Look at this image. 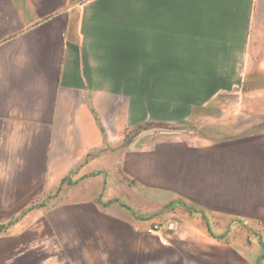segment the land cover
Masks as SVG:
<instances>
[{
  "label": "crops",
  "instance_id": "0c3cea01",
  "mask_svg": "<svg viewBox=\"0 0 264 264\" xmlns=\"http://www.w3.org/2000/svg\"><path fill=\"white\" fill-rule=\"evenodd\" d=\"M241 58L264 82V0H0V264H264V131L175 104L177 62L201 100ZM49 205L103 260L48 261Z\"/></svg>",
  "mask_w": 264,
  "mask_h": 264
},
{
  "label": "rangeland",
  "instance_id": "374dc122",
  "mask_svg": "<svg viewBox=\"0 0 264 264\" xmlns=\"http://www.w3.org/2000/svg\"><path fill=\"white\" fill-rule=\"evenodd\" d=\"M177 69H176V77H175V104L176 105H222L224 107L223 110L217 109L210 112L212 115L206 116V118L210 116L214 117H229V119L232 118H238V122L241 124L240 126V135L241 137H247L249 134H259L263 133L264 131V105H262V98H259L256 93H250V90L253 89L254 86H263V79H259L256 77L254 79L253 77H249V66L247 65L246 61H244V58H241L240 65L237 67V77L235 81L237 82L232 89H226L223 91H218L214 94L205 95L203 94V98L200 100V98L197 99V94L194 95L193 91H190L189 85V78H186L184 76V69L182 62H177ZM253 65V64H252ZM262 88V87H260ZM193 89V88H192ZM261 90V89H260ZM140 96V95H139ZM151 97V94H144L141 95V98L143 100L148 101V98ZM194 97H196L194 99ZM156 95H154V98L152 101L155 103L156 101ZM261 100V101H260ZM256 102V103H255ZM230 109H226V108ZM209 113V112H207ZM257 120L256 123H260L261 125H255L251 129L248 128L247 124L253 120ZM206 123V120H205ZM206 128L205 125H195L186 127V130L184 135L188 134V132H191L193 135L191 137V145L195 147H200V137L205 134L203 131ZM208 128V127H207ZM250 130V133L247 132V130ZM164 129H161L162 132ZM167 130V129H165ZM179 129L171 130V131H178ZM181 131V132H183ZM249 133V134H248ZM203 144V143H202ZM232 142H225L224 145L227 146L226 148L231 147ZM49 196H51L53 193L49 192ZM41 208H45V206H42L39 204V200L36 202H33L31 205L18 207L16 213L17 214H24V213H35L36 211H39ZM49 209V215H52L51 217L53 220L48 224L46 231L47 238L42 239V242L45 244L46 240V248H47V256L48 261H100L103 260V255L100 253H97L100 251V249H104L105 242L107 239L104 238H96L91 239L84 236H77L81 235L82 231H79L78 229H72L69 228L64 233H67L68 236H61L63 233L60 230V236H57L56 234V212L55 207L49 205L47 207ZM178 213L179 214H185V213H191V208L189 206H185L184 204L180 203L178 204ZM0 213H5L3 211H0ZM184 216L179 215V217L176 219L177 226H182ZM14 222H8V221H0V232L3 230H7L9 226L13 225ZM16 224H19L16 222ZM23 229V223H20ZM162 228L164 230L167 229L168 223H161ZM32 228L40 229V224L33 222ZM6 234V233H5ZM4 234V235H5ZM72 234H75V236H72ZM3 237L0 235V242L6 243L8 240L7 235ZM30 240V239H29ZM32 245L33 248L37 246V249H39V238L38 237H32ZM43 248V247H42ZM21 251H23V247L20 248ZM45 250V248H43ZM18 256V254H17ZM101 257V259L99 258ZM43 257V254H42ZM40 255L32 254V261H39Z\"/></svg>",
  "mask_w": 264,
  "mask_h": 264
},
{
  "label": "built area",
  "instance_id": "2783aa9c",
  "mask_svg": "<svg viewBox=\"0 0 264 264\" xmlns=\"http://www.w3.org/2000/svg\"><path fill=\"white\" fill-rule=\"evenodd\" d=\"M145 232L148 234V235H158L160 232H161V228L158 224H153V225H150L146 228ZM161 241V245L162 246H165L166 245V241L165 240H160Z\"/></svg>",
  "mask_w": 264,
  "mask_h": 264
},
{
  "label": "flooded vegetation",
  "instance_id": "af4514ba",
  "mask_svg": "<svg viewBox=\"0 0 264 264\" xmlns=\"http://www.w3.org/2000/svg\"><path fill=\"white\" fill-rule=\"evenodd\" d=\"M26 256H24L23 254L20 256H17L14 260L15 261H17V262H20V261H24V258H25Z\"/></svg>",
  "mask_w": 264,
  "mask_h": 264
}]
</instances>
